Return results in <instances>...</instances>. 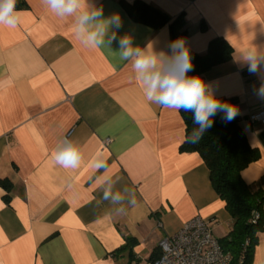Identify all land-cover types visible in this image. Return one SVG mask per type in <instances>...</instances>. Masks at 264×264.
I'll use <instances>...</instances> for the list:
<instances>
[{
    "label": "crops",
    "instance_id": "crops-1",
    "mask_svg": "<svg viewBox=\"0 0 264 264\" xmlns=\"http://www.w3.org/2000/svg\"><path fill=\"white\" fill-rule=\"evenodd\" d=\"M121 1L136 0H90L105 17L120 14L117 41L127 34L134 46L169 54V26L134 22ZM139 1L171 19L184 15L190 54H205L216 38L230 45L231 59L207 71L204 82L218 99H237L239 126L260 153L241 177L264 188V124L250 119L264 111L257 95L264 63L250 73L243 59L253 48L264 53V0ZM16 10L18 25L0 26V181L10 184L0 186V264H125L117 250L127 238L132 264H148L159 257L160 241L195 217L224 238L231 217L199 155L180 152V112L148 103L130 62L107 47L83 46L71 18L56 17L42 0H17ZM64 137L81 150L78 169L51 160ZM104 157L108 171H93ZM109 186L134 203L126 199L116 213L119 205L102 200ZM257 238L251 264H264V232Z\"/></svg>",
    "mask_w": 264,
    "mask_h": 264
},
{
    "label": "clouds",
    "instance_id": "clouds-1",
    "mask_svg": "<svg viewBox=\"0 0 264 264\" xmlns=\"http://www.w3.org/2000/svg\"><path fill=\"white\" fill-rule=\"evenodd\" d=\"M17 0H0V26L15 28L20 19L16 10ZM42 4L61 20L71 18L72 33L83 46L87 48L107 47L109 51L122 61H129L135 80L139 83L146 101L176 111L191 112L193 124L196 125L187 142L196 144L210 129L217 113H224L225 122H231L238 115L237 106L221 101L215 95L211 86L199 76H189L192 70V60L185 41L180 38L170 45L171 54L156 52L152 45L146 48L134 46L130 35L120 36L117 41V31L122 27L119 13L104 16L102 7H97L90 0H42ZM107 36V41H105ZM117 41L118 51H111V44ZM247 62L248 71L257 73L261 63H264V53L255 48L243 53ZM257 95L264 98V84L259 88ZM51 160L65 170L78 169L82 161V153L67 137L55 146ZM107 158L98 159L92 164L93 171L104 169L108 171ZM113 186L105 188L102 200L111 205L116 213L125 211L124 203H134V196L126 198L120 192H113Z\"/></svg>",
    "mask_w": 264,
    "mask_h": 264
},
{
    "label": "trees",
    "instance_id": "trees-1",
    "mask_svg": "<svg viewBox=\"0 0 264 264\" xmlns=\"http://www.w3.org/2000/svg\"><path fill=\"white\" fill-rule=\"evenodd\" d=\"M129 17L136 23L152 29L169 26V55L171 43L186 37L187 30L184 15L181 13L171 19L167 14L152 5L136 0L131 4L120 2ZM205 26L202 24L201 26ZM232 48L223 39L216 38L209 42L205 54H191L192 70L189 76L204 75L212 67L229 61ZM221 101L236 105L235 97L219 98ZM185 126L184 141L180 152L196 153L202 159L209 171V180L214 192L224 203V207L232 220L230 232L219 239L224 250L232 255V264H251L254 248L257 244V234L264 232V188L254 189L246 184L241 172L251 163L256 162L260 153L252 148L245 134L239 126V119L235 117L231 122L223 120L224 113L220 112L213 118L214 123L200 141L196 144L187 142L186 137L197 127L193 124L191 112L179 111ZM0 186L6 190L10 184L0 181ZM256 214L258 217L256 218ZM134 242L127 238L126 244L117 252L124 253L127 258L125 264H132Z\"/></svg>",
    "mask_w": 264,
    "mask_h": 264
},
{
    "label": "built area",
    "instance_id": "built-area-1",
    "mask_svg": "<svg viewBox=\"0 0 264 264\" xmlns=\"http://www.w3.org/2000/svg\"><path fill=\"white\" fill-rule=\"evenodd\" d=\"M250 119L264 124V111ZM107 143L109 139L104 141ZM159 250V257L148 264H232V255L224 252L207 221L200 217L189 220L176 234L162 239Z\"/></svg>",
    "mask_w": 264,
    "mask_h": 264
},
{
    "label": "rangeland",
    "instance_id": "rangeland-1",
    "mask_svg": "<svg viewBox=\"0 0 264 264\" xmlns=\"http://www.w3.org/2000/svg\"><path fill=\"white\" fill-rule=\"evenodd\" d=\"M137 264H147L146 262H142V263H137Z\"/></svg>",
    "mask_w": 264,
    "mask_h": 264
}]
</instances>
